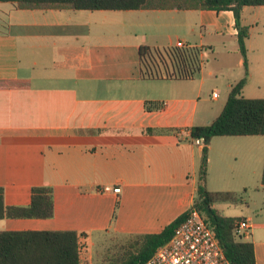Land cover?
Masks as SVG:
<instances>
[{"label": "crops", "instance_id": "1", "mask_svg": "<svg viewBox=\"0 0 264 264\" xmlns=\"http://www.w3.org/2000/svg\"><path fill=\"white\" fill-rule=\"evenodd\" d=\"M247 8L241 11L244 27ZM74 12L19 10L0 3L3 202L7 207H27L32 188L48 187L54 208L50 219L0 220V231H73L84 246L82 256L90 258L93 237L105 241L157 234L192 207L202 147L194 144L190 130L212 123L225 104L215 114L204 110L201 91L191 86L194 72L187 79L176 78L177 62L166 53L152 64L148 74L153 77L146 76L139 48L148 46L122 44L115 32L91 24L119 12ZM126 12H155L188 34L198 29L199 45L182 42L194 51L202 48L201 29L234 37L237 33L230 11ZM106 37L115 44L107 43ZM248 39L247 81L240 96L264 99V56L251 55ZM237 67L244 72L227 82V97L245 75L241 55ZM8 82L26 85L8 88ZM213 115L217 116L209 122ZM257 138L210 141L209 192L247 193L254 187L250 162L260 150ZM214 156L216 172L227 188H213ZM255 189L264 192L261 184ZM239 219L250 224V236L242 240L253 244L256 264H264V215L253 217L246 211Z\"/></svg>", "mask_w": 264, "mask_h": 264}, {"label": "trees", "instance_id": "2", "mask_svg": "<svg viewBox=\"0 0 264 264\" xmlns=\"http://www.w3.org/2000/svg\"><path fill=\"white\" fill-rule=\"evenodd\" d=\"M11 3L19 10H60V11H139V10H201L216 13L230 11L237 31L238 51L243 58L244 77L230 90L226 103L219 116L209 125L195 126L190 130L192 140L203 139L197 189L192 207L160 233L133 236L132 243L110 264H144L155 251L166 244L178 226L192 209L202 213L209 221L214 235L225 255L232 264H256L254 247L234 235V225L240 219L222 217L212 208L213 197L229 193H210L206 189L207 146L216 137H264V99H246L240 96L247 81V59L245 40L248 29L241 26V11L244 7H262L264 0H0ZM158 53V52H157ZM166 54L177 62L176 78L187 79L198 70V51L168 50ZM151 55L148 47L139 48L141 65ZM159 55V53H158ZM162 59V58H161ZM181 64L186 66L181 67ZM148 69V67H147ZM146 71V70H145ZM146 76L153 77L148 74ZM157 75H154L156 77ZM168 77V75H167ZM169 78L170 75H169ZM25 82H8L5 87L19 88ZM260 184L264 188V161ZM221 198V197H220ZM52 190L48 187L31 189L30 204L27 207H7L3 202V189L0 188V220L3 219H50L53 217ZM79 235L73 231H0V264H80Z\"/></svg>", "mask_w": 264, "mask_h": 264}, {"label": "rangeland", "instance_id": "3", "mask_svg": "<svg viewBox=\"0 0 264 264\" xmlns=\"http://www.w3.org/2000/svg\"><path fill=\"white\" fill-rule=\"evenodd\" d=\"M68 13L73 14V12ZM12 15H15V13L12 12ZM244 22L249 32V39L246 43L253 52L251 55L264 56V6L248 7L244 12ZM91 24L103 26L108 29L107 31L115 32L116 37L122 44L130 41L131 43H140L144 46L155 48L151 49V55L144 59V64L146 65L144 66V71L146 70V72L148 70L151 71L152 64L155 65L160 62L161 57L166 58V51L172 50L173 47L177 51H184L185 49L177 48L178 42H183L185 45H199L198 29L191 34L184 32V30L175 29L170 25L172 24L170 20H163L161 15L155 14V12H147L143 15L128 14L127 12L108 14L96 21V23ZM165 27L168 28L165 29ZM201 34L202 48L197 50L198 59L196 60V64L200 66V69L198 67V70L194 71L195 75L191 86L196 91H201L204 99L201 106L212 114L217 112L218 108H222L226 102L227 82L237 78L238 74L243 75L244 69H238L237 67L240 53L236 37L229 34L215 33L210 29H201ZM105 39L109 44L114 43L109 37ZM213 90L219 96V99L215 102L210 100ZM216 116L212 117L209 122H212ZM257 137H259L257 139L260 141V150L250 162V184L254 187L248 189L247 193H229L223 191V189L210 192L230 194L231 198L229 199L224 198V195L213 197L212 208L222 217L239 219L246 211H249L253 217L264 215V192L263 190L258 191L255 189L260 184L264 160V137ZM216 165V157L214 156L211 172V180L214 183L213 188H227V181L216 172ZM93 238L90 258L89 256L81 255V264H110L115 262L133 240V238L129 239L127 237H112L105 241H99L101 237L95 236Z\"/></svg>", "mask_w": 264, "mask_h": 264}, {"label": "built area", "instance_id": "4", "mask_svg": "<svg viewBox=\"0 0 264 264\" xmlns=\"http://www.w3.org/2000/svg\"><path fill=\"white\" fill-rule=\"evenodd\" d=\"M177 48L187 49L181 42ZM219 96L212 92V98ZM195 145L205 147L204 140H192ZM115 194L119 189H114ZM234 235L247 239L250 236V224L247 220H240L234 225ZM84 246L79 243V257ZM144 264H232L224 255L213 229L207 218L192 209L186 219L175 230L172 238L159 247L152 257Z\"/></svg>", "mask_w": 264, "mask_h": 264}]
</instances>
